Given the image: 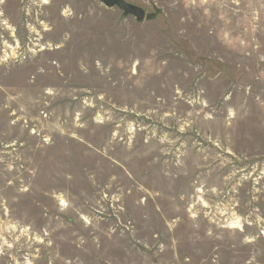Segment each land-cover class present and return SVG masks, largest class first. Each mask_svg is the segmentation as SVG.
Segmentation results:
<instances>
[{
  "label": "rangeland",
  "instance_id": "rangeland-1",
  "mask_svg": "<svg viewBox=\"0 0 264 264\" xmlns=\"http://www.w3.org/2000/svg\"><path fill=\"white\" fill-rule=\"evenodd\" d=\"M0 0V264H264V0Z\"/></svg>",
  "mask_w": 264,
  "mask_h": 264
},
{
  "label": "water",
  "instance_id": "water-1",
  "mask_svg": "<svg viewBox=\"0 0 264 264\" xmlns=\"http://www.w3.org/2000/svg\"><path fill=\"white\" fill-rule=\"evenodd\" d=\"M103 3L109 7H117L122 10L126 15L134 16L138 21L142 22L145 19L146 13L144 10L137 8L135 6L129 5L121 0H102Z\"/></svg>",
  "mask_w": 264,
  "mask_h": 264
}]
</instances>
